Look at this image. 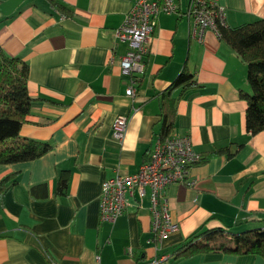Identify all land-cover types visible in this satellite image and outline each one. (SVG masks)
Masks as SVG:
<instances>
[{
	"label": "crops",
	"instance_id": "obj_1",
	"mask_svg": "<svg viewBox=\"0 0 264 264\" xmlns=\"http://www.w3.org/2000/svg\"><path fill=\"white\" fill-rule=\"evenodd\" d=\"M174 1L179 11L157 17L144 74L129 97L120 69L126 45L114 32L132 0H58L68 17L48 0H0V47L27 64L34 99L19 134L51 146L37 159L0 164V180L16 181L0 194V264H264L254 254L174 258L198 231L240 232L263 226L264 217V130L245 127L247 66L213 31L201 42L192 37L190 0ZM214 2L224 8L226 26L264 19V0ZM183 65L198 88L176 102L171 135H188L201 156L221 147L235 154L191 166V187L165 189L178 230L157 248L148 243L147 197L109 224L100 220L99 196L104 180L135 173L147 160L159 138L162 92ZM119 115L128 118L121 143L112 136ZM61 171L69 181L58 196Z\"/></svg>",
	"mask_w": 264,
	"mask_h": 264
},
{
	"label": "trees",
	"instance_id": "obj_2",
	"mask_svg": "<svg viewBox=\"0 0 264 264\" xmlns=\"http://www.w3.org/2000/svg\"><path fill=\"white\" fill-rule=\"evenodd\" d=\"M51 6L63 16L70 12L58 2L48 0ZM220 36L247 66L249 94L242 95L246 102L245 127L250 134L264 130V19L235 27H219ZM28 66L18 58L10 57L0 47V164L26 162L46 154L51 146L48 143L21 137V125L30 113L33 98L27 89ZM198 88L194 74L183 65L171 84L162 92V120L159 138L164 140L172 134L174 127V108L176 102L189 91ZM179 90L177 98H171L172 92ZM228 147L204 152L198 163H205L214 156H232ZM69 181L68 171L58 173L55 194L62 196ZM16 181L13 175L0 180V194L4 193ZM263 226L240 232H231L220 228L198 231L180 245L174 252V258H189L199 253L222 252L230 254H254L264 258V217ZM226 234L229 239L222 242L209 239ZM201 238V240H198Z\"/></svg>",
	"mask_w": 264,
	"mask_h": 264
},
{
	"label": "built area",
	"instance_id": "obj_3",
	"mask_svg": "<svg viewBox=\"0 0 264 264\" xmlns=\"http://www.w3.org/2000/svg\"><path fill=\"white\" fill-rule=\"evenodd\" d=\"M178 11L174 0H132L129 11L114 32L115 39L126 45L120 60L121 75L129 80L125 95L134 97L137 93L157 17ZM185 15L191 21V35L198 42L203 41L206 30L213 31L219 37V27L226 26L224 8L214 0H190ZM127 123L128 118L122 115L116 116L112 122V136L118 143L124 138ZM201 158L193 150L188 135H170L164 140L158 138L150 148L147 160L139 165L135 173L116 172L102 182L100 220L113 224L132 202L138 205L147 197L151 215L148 243L158 248L162 240L178 230V224L169 211L165 189L174 184L191 187L190 168Z\"/></svg>",
	"mask_w": 264,
	"mask_h": 264
},
{
	"label": "rangeland",
	"instance_id": "obj_4",
	"mask_svg": "<svg viewBox=\"0 0 264 264\" xmlns=\"http://www.w3.org/2000/svg\"><path fill=\"white\" fill-rule=\"evenodd\" d=\"M257 227L258 226H255L254 228H257ZM228 239H229L228 236L223 235V234L218 235V236L215 237V241H217V242H222V241L228 240Z\"/></svg>",
	"mask_w": 264,
	"mask_h": 264
}]
</instances>
